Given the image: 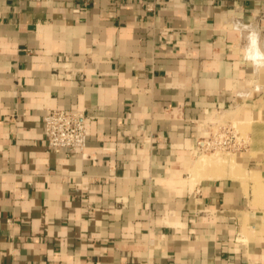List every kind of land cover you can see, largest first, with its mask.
I'll use <instances>...</instances> for the list:
<instances>
[{"label":"crops","instance_id":"crops-1","mask_svg":"<svg viewBox=\"0 0 264 264\" xmlns=\"http://www.w3.org/2000/svg\"><path fill=\"white\" fill-rule=\"evenodd\" d=\"M251 32L264 0H0V264H264V201L196 149L264 114ZM49 108L84 112L81 151L46 146Z\"/></svg>","mask_w":264,"mask_h":264},{"label":"built area","instance_id":"built-area-1","mask_svg":"<svg viewBox=\"0 0 264 264\" xmlns=\"http://www.w3.org/2000/svg\"><path fill=\"white\" fill-rule=\"evenodd\" d=\"M84 112L72 108H49L42 115L45 144L54 150L81 151L86 144ZM237 133L229 124H220L206 136L199 137L198 152L237 148Z\"/></svg>","mask_w":264,"mask_h":264},{"label":"rangeland","instance_id":"rangeland-1","mask_svg":"<svg viewBox=\"0 0 264 264\" xmlns=\"http://www.w3.org/2000/svg\"><path fill=\"white\" fill-rule=\"evenodd\" d=\"M242 113V115H238L236 111L229 110L227 113L219 118L220 122L213 128V131L220 124H229L234 128L237 133V139L239 140L238 146L240 149L244 150V148L252 147L254 152L261 154V161L258 164L257 171L258 173L252 174L254 171H249V169H244L242 164L237 161L236 151L234 148L226 149V150H215V151H205L199 152V156L197 157L199 164H204L206 161L205 158H209V170L212 174L216 175L221 169V164L228 163V168L231 171L236 172H245L247 177V182L251 194L255 196L256 201L260 202L264 201V114L260 121L255 123L251 122V119ZM254 152H252L254 154ZM206 163V162H205ZM204 169V168H200ZM251 169V168H250ZM222 172V171H221ZM248 172H251L247 174Z\"/></svg>","mask_w":264,"mask_h":264},{"label":"clouds","instance_id":"clouds-1","mask_svg":"<svg viewBox=\"0 0 264 264\" xmlns=\"http://www.w3.org/2000/svg\"><path fill=\"white\" fill-rule=\"evenodd\" d=\"M249 46L245 50L244 58L251 61L257 66H264V52H262L258 46V34L251 32L248 36Z\"/></svg>","mask_w":264,"mask_h":264}]
</instances>
